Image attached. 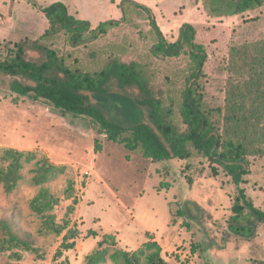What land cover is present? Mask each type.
I'll list each match as a JSON object with an SVG mask.
<instances>
[{
  "label": "rangeland",
  "instance_id": "obj_1",
  "mask_svg": "<svg viewBox=\"0 0 264 264\" xmlns=\"http://www.w3.org/2000/svg\"><path fill=\"white\" fill-rule=\"evenodd\" d=\"M121 1L0 0V57L19 44L27 61L45 60L29 43L48 28L40 12L47 5L62 3L69 14L94 26L119 21ZM130 1L151 11L168 41L177 38L182 24L194 27L196 41L207 52L202 80L205 104L222 107L229 81L240 79L229 72V49L264 40V7L216 17L209 14L205 0ZM132 21L137 28L122 25L101 39L100 46H110L123 62L146 65L157 88L177 89L184 60L154 57L145 15L134 14ZM53 40L52 48L69 60L86 53L78 50L68 57L71 48L65 38L59 35ZM17 79L27 84L26 79ZM11 80L0 75V170H6L10 162L5 159V150L32 154L33 158L23 163L12 190L0 184V245L9 233L28 244L29 250L0 249V264H52L69 229L75 232L74 247L59 259L68 264H87L95 252L104 254L100 264H122L121 253L136 252L149 243L160 247V257L167 264L264 263V224L249 241L234 238L227 231L235 189L220 167L213 177L208 160L197 154L186 160L153 162L144 158L140 149L129 151L109 141L85 119L63 115L40 101L10 92ZM91 101L119 122L132 114L121 95ZM135 115L146 122L142 110ZM43 160L63 169L37 186L33 182L36 163ZM249 162L250 173L240 187L253 205L264 211V157H250ZM44 194L53 199L52 208L36 213L34 206ZM99 242H103L101 246ZM141 264H145V257Z\"/></svg>",
  "mask_w": 264,
  "mask_h": 264
},
{
  "label": "trees",
  "instance_id": "obj_2",
  "mask_svg": "<svg viewBox=\"0 0 264 264\" xmlns=\"http://www.w3.org/2000/svg\"><path fill=\"white\" fill-rule=\"evenodd\" d=\"M205 3L209 14L216 17L237 16L264 7V0H205ZM119 9V21L109 20L93 26L69 14L62 3L41 8L48 28L29 45L43 53L45 60L42 63L27 61L23 46L18 44L8 55L0 57V75L12 79L9 90L17 96L40 101L63 115L85 119L109 141L120 143L129 151L140 149L142 156L153 162L186 160L197 154L208 160L213 177L217 176L216 167H220L235 189L227 231L234 238L252 240L264 224V211L253 205L240 185L250 173L249 158L264 157V40L230 47L229 72L240 79L229 81L222 107H208L202 85L207 52L205 46L196 41L194 27L182 24L177 38L168 41L147 7L122 0ZM134 14H144L148 21L154 57L184 60L182 82L177 89L167 88L164 92L154 85L146 65L123 62L110 46H100L101 39L122 25L137 28L132 21ZM59 35L71 48L68 57L85 49L82 58L69 60L61 56L57 48H52L53 38ZM17 78L26 79L27 84ZM120 95L132 110V114H125V122L110 119L100 104L91 101ZM138 109L144 112L146 122L136 118ZM4 156L10 162L6 170H0V184L10 191L17 184L23 163H29L33 155L5 150ZM36 165L33 182L37 186L47 183L63 169L46 160ZM164 186L167 188L168 184ZM71 188L69 186V190ZM41 197L34 206L36 213L52 208L53 199L46 194ZM74 235L73 230H67L52 264H68L59 259L63 252L74 247ZM6 236L0 249L29 250L28 244L9 233ZM160 251L156 243H149L136 252H123L120 257L122 264H141L144 257L145 264H167L160 257ZM103 261V252H95L87 258V264Z\"/></svg>",
  "mask_w": 264,
  "mask_h": 264
}]
</instances>
